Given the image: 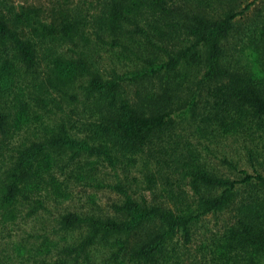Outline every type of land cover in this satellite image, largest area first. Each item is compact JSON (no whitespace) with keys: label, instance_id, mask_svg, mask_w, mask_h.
<instances>
[{"label":"trees","instance_id":"1","mask_svg":"<svg viewBox=\"0 0 264 264\" xmlns=\"http://www.w3.org/2000/svg\"><path fill=\"white\" fill-rule=\"evenodd\" d=\"M256 1L0 0V264H264Z\"/></svg>","mask_w":264,"mask_h":264},{"label":"rangeland","instance_id":"2","mask_svg":"<svg viewBox=\"0 0 264 264\" xmlns=\"http://www.w3.org/2000/svg\"><path fill=\"white\" fill-rule=\"evenodd\" d=\"M248 1H250V0H248ZM257 1H258V0H257ZM257 1H256V2H257ZM258 4H259V3H258ZM256 5H257V3H256ZM253 8H254V6H251L249 9L252 10Z\"/></svg>","mask_w":264,"mask_h":264}]
</instances>
